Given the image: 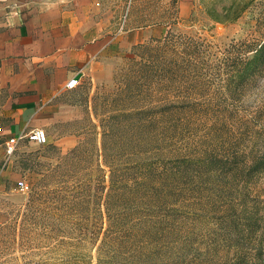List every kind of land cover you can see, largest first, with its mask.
I'll list each match as a JSON object with an SVG mask.
<instances>
[{
    "label": "rangeland",
    "instance_id": "rangeland-1",
    "mask_svg": "<svg viewBox=\"0 0 264 264\" xmlns=\"http://www.w3.org/2000/svg\"><path fill=\"white\" fill-rule=\"evenodd\" d=\"M121 15L155 32L88 69L47 144L3 168L0 264H264V0Z\"/></svg>",
    "mask_w": 264,
    "mask_h": 264
},
{
    "label": "crops",
    "instance_id": "crops-1",
    "mask_svg": "<svg viewBox=\"0 0 264 264\" xmlns=\"http://www.w3.org/2000/svg\"><path fill=\"white\" fill-rule=\"evenodd\" d=\"M126 1L0 0L1 140L50 125L69 79L155 32L124 28ZM6 162L0 148V179Z\"/></svg>",
    "mask_w": 264,
    "mask_h": 264
},
{
    "label": "built area",
    "instance_id": "built-area-1",
    "mask_svg": "<svg viewBox=\"0 0 264 264\" xmlns=\"http://www.w3.org/2000/svg\"><path fill=\"white\" fill-rule=\"evenodd\" d=\"M79 81L75 78L69 79L67 84L65 85V90L70 91L76 87H78ZM3 133V130L0 128V135ZM47 135L44 129H33L27 131L25 133H21L18 135L10 136V138L1 140L0 139V148L3 149L5 154V160H9L16 148L22 143L28 142L31 144H35L37 146H42L47 144ZM27 185L20 181L17 183V190L20 192L26 191Z\"/></svg>",
    "mask_w": 264,
    "mask_h": 264
},
{
    "label": "trees",
    "instance_id": "trees-1",
    "mask_svg": "<svg viewBox=\"0 0 264 264\" xmlns=\"http://www.w3.org/2000/svg\"><path fill=\"white\" fill-rule=\"evenodd\" d=\"M264 50V47L262 48V50H256L255 54L253 55V59L256 60L259 56V54Z\"/></svg>",
    "mask_w": 264,
    "mask_h": 264
}]
</instances>
